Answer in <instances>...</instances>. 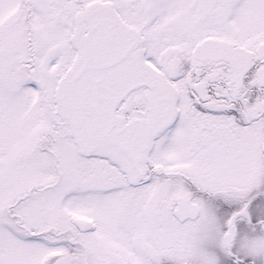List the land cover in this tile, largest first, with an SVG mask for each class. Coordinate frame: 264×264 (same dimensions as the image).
<instances>
[{"label": "snow or ice", "instance_id": "1", "mask_svg": "<svg viewBox=\"0 0 264 264\" xmlns=\"http://www.w3.org/2000/svg\"><path fill=\"white\" fill-rule=\"evenodd\" d=\"M0 264H264V0H0Z\"/></svg>", "mask_w": 264, "mask_h": 264}]
</instances>
